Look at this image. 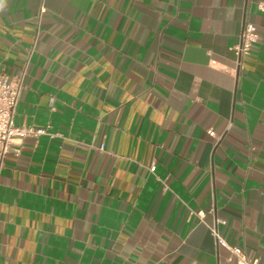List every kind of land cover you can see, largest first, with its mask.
I'll return each mask as SVG.
<instances>
[{
	"label": "crops",
	"instance_id": "1",
	"mask_svg": "<svg viewBox=\"0 0 264 264\" xmlns=\"http://www.w3.org/2000/svg\"><path fill=\"white\" fill-rule=\"evenodd\" d=\"M259 5L3 0L14 125L55 137L15 140L0 171V264H233L210 227L264 264Z\"/></svg>",
	"mask_w": 264,
	"mask_h": 264
},
{
	"label": "built area",
	"instance_id": "2",
	"mask_svg": "<svg viewBox=\"0 0 264 264\" xmlns=\"http://www.w3.org/2000/svg\"><path fill=\"white\" fill-rule=\"evenodd\" d=\"M258 9L264 11V6L259 5ZM44 10L41 8L40 13ZM238 44L235 47V54L238 59L243 56L250 55L258 41V32L256 28L249 23L243 25L238 38ZM26 66L23 72L17 77H9L3 72H0V171L2 170L6 161L7 155L10 152L13 142L15 140L21 141L25 138H38L40 136H47L50 139L55 135L48 133L47 128H35L32 126H15L13 117L16 106L19 102L21 92L23 90V79L25 76ZM210 137H214L211 130H207ZM15 154H19V149H15ZM151 172L154 167L150 168ZM193 214V213H191ZM200 213H196L199 216ZM221 224H224L221 222ZM209 231L215 240L217 246L222 247L228 253L226 261L233 264H257V260H250L247 258L243 250L236 246L228 244L221 238L215 227H210Z\"/></svg>",
	"mask_w": 264,
	"mask_h": 264
},
{
	"label": "clouds",
	"instance_id": "3",
	"mask_svg": "<svg viewBox=\"0 0 264 264\" xmlns=\"http://www.w3.org/2000/svg\"><path fill=\"white\" fill-rule=\"evenodd\" d=\"M3 2V0H0V3H2Z\"/></svg>",
	"mask_w": 264,
	"mask_h": 264
}]
</instances>
